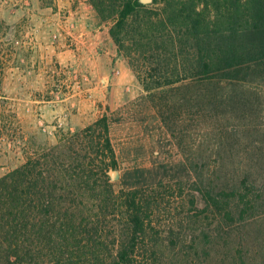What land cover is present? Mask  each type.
Returning <instances> with one entry per match:
<instances>
[{"label": "rangeland", "instance_id": "1", "mask_svg": "<svg viewBox=\"0 0 264 264\" xmlns=\"http://www.w3.org/2000/svg\"><path fill=\"white\" fill-rule=\"evenodd\" d=\"M45 7L57 8V3L0 0V177L27 157L44 155L49 161L42 169L58 175L54 159L62 157L72 180L58 183L66 188L64 199L78 209L80 220L93 221L95 200L111 192L103 185L104 164L90 161L96 152L102 155L96 145L100 133L94 134L93 144L82 142L78 133L107 115L118 160L117 168L106 169L113 196L121 189L152 196L162 204L155 219L163 228L169 206L173 216L180 212L186 222L197 211L189 196L199 194L200 175L211 189L247 181L257 200L247 221L234 226L232 244L234 250L242 248L252 264H264V60L247 56L244 62H251V67L230 79L197 74L189 66L188 53L177 57L178 70L171 55L139 54L143 60L153 59L154 66L163 62L154 74L162 76L164 84L147 88L109 31V43L90 56L93 63L74 56L84 54L86 38L72 24L52 31L50 55H41V49L36 55L30 43L34 33L28 28L35 22L31 12ZM8 10H18L19 15L5 20ZM98 18L107 31L109 23ZM60 35L68 39L64 48L57 47ZM64 49L73 57H63ZM106 212L104 220L105 215L99 216L106 226L91 235L113 249L119 215L112 209ZM188 230L185 223L183 231ZM232 244L218 247L209 264H235ZM50 249L45 245L42 253Z\"/></svg>", "mask_w": 264, "mask_h": 264}, {"label": "trees", "instance_id": "2", "mask_svg": "<svg viewBox=\"0 0 264 264\" xmlns=\"http://www.w3.org/2000/svg\"><path fill=\"white\" fill-rule=\"evenodd\" d=\"M88 1L100 19L109 23L110 36L147 88L164 84L163 77L154 74L163 62L154 66L153 59L143 60L139 54L171 55L178 70L177 57L188 53L189 66L197 74L230 79L251 67V62H244L247 56L264 60V0ZM96 132L102 155L96 152L90 161L100 159L104 164L103 185L110 187L111 195L95 200L93 221L80 220L78 209L64 199L66 188L58 183L72 180L62 157L54 159L58 175L42 169L49 161L44 155L29 156L0 177V264H209L218 247L232 244L234 226L251 216L256 197L247 181L238 187L211 189L203 185L200 175L199 194L189 196L197 211L186 222L180 212L173 216L174 208L169 206V221L161 228L155 214L162 204L152 196L138 189H121L113 196L106 169L117 168L118 160L107 115L78 136L93 144ZM75 161L79 166L84 162L80 157ZM110 209L119 215L113 249L91 235L106 226L99 216L105 215L104 220ZM45 245L53 249L43 254ZM232 258L235 264H252L242 248H235Z\"/></svg>", "mask_w": 264, "mask_h": 264}, {"label": "crops", "instance_id": "3", "mask_svg": "<svg viewBox=\"0 0 264 264\" xmlns=\"http://www.w3.org/2000/svg\"><path fill=\"white\" fill-rule=\"evenodd\" d=\"M55 1L57 3V8L45 7L42 9H35L31 12V15L34 16L33 19L35 22H33L30 28L25 24H20L22 28L27 27L29 30L32 28L34 34H32L30 43L35 49L36 55L38 49L42 50L41 55H44V53L50 55L49 53H52L51 43L54 42L51 37L52 31L60 28L64 29V25L72 24L75 26V29L80 36H84V40L86 38V41L83 42L85 46V48L83 46V49H85L84 54L77 52L74 53V56L81 58L83 55L84 58L90 61L89 63H93L94 61L90 60V56H94L95 52L97 54V50H103L104 46L109 43V37L106 36L109 29L106 31L105 27H103L104 25L100 24L98 15L88 0ZM4 13L5 20L14 19V16L19 15L18 10H8ZM67 41L68 39L65 35L64 37H61L60 35L57 47H66ZM45 47H47L46 50H44ZM62 55L63 57H73L70 50L67 49L62 51Z\"/></svg>", "mask_w": 264, "mask_h": 264}, {"label": "water", "instance_id": "4", "mask_svg": "<svg viewBox=\"0 0 264 264\" xmlns=\"http://www.w3.org/2000/svg\"><path fill=\"white\" fill-rule=\"evenodd\" d=\"M142 2H144V3H150V2H152L153 0H141Z\"/></svg>", "mask_w": 264, "mask_h": 264}]
</instances>
